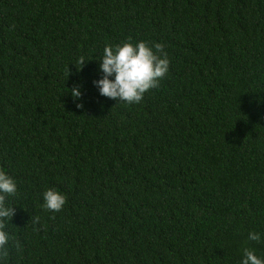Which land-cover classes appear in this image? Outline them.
<instances>
[{
  "label": "trees",
  "instance_id": "1",
  "mask_svg": "<svg viewBox=\"0 0 264 264\" xmlns=\"http://www.w3.org/2000/svg\"><path fill=\"white\" fill-rule=\"evenodd\" d=\"M127 41L170 60L139 104L92 83ZM0 169L6 264L264 258V0H0Z\"/></svg>",
  "mask_w": 264,
  "mask_h": 264
},
{
  "label": "clouds",
  "instance_id": "2",
  "mask_svg": "<svg viewBox=\"0 0 264 264\" xmlns=\"http://www.w3.org/2000/svg\"><path fill=\"white\" fill-rule=\"evenodd\" d=\"M78 62L81 66L88 63L84 57ZM98 65L101 78L92 83L100 96L127 104H139L145 93L158 87L168 74L170 60L161 43L149 45L146 41H127L105 46ZM71 94L77 99L82 96L79 88L73 89ZM77 107L83 108V105L78 104ZM17 191V181L0 169V264H6L10 241L6 227L15 214V207L8 206L6 200ZM66 202V196L55 188H49L43 193V207L48 211L59 212ZM262 238L264 234L260 232L248 233L250 241L259 242ZM240 264H264V258L257 256L254 250L245 248Z\"/></svg>",
  "mask_w": 264,
  "mask_h": 264
}]
</instances>
